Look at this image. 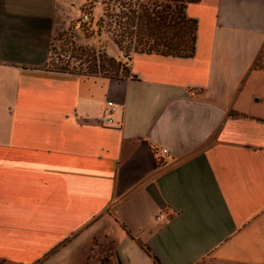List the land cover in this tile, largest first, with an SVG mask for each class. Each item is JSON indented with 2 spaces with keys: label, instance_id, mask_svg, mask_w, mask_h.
Listing matches in <instances>:
<instances>
[{
  "label": "crops",
  "instance_id": "1",
  "mask_svg": "<svg viewBox=\"0 0 264 264\" xmlns=\"http://www.w3.org/2000/svg\"><path fill=\"white\" fill-rule=\"evenodd\" d=\"M89 1L0 0V260L264 264V0L189 1L192 57L48 68Z\"/></svg>",
  "mask_w": 264,
  "mask_h": 264
},
{
  "label": "rangeland",
  "instance_id": "2",
  "mask_svg": "<svg viewBox=\"0 0 264 264\" xmlns=\"http://www.w3.org/2000/svg\"><path fill=\"white\" fill-rule=\"evenodd\" d=\"M168 5L171 3L167 0H90L81 7L69 29L54 37L47 67L92 76L127 77L128 70H123L125 59L121 65L117 63L120 49L115 43L116 37L124 29H134L128 20L132 11L152 12ZM84 14L89 15L88 22L83 21ZM152 43L144 39L140 47L147 48ZM129 46L125 44V50H121L125 58L136 53ZM0 264L12 263L0 260Z\"/></svg>",
  "mask_w": 264,
  "mask_h": 264
},
{
  "label": "trees",
  "instance_id": "3",
  "mask_svg": "<svg viewBox=\"0 0 264 264\" xmlns=\"http://www.w3.org/2000/svg\"><path fill=\"white\" fill-rule=\"evenodd\" d=\"M167 1L171 5L158 7L152 12L146 9L132 11L128 20L134 29H124L121 35L115 39L120 50H125V44H128L130 45L128 48H132L136 53L155 52L166 56H194L198 20L188 16L186 12L187 3L191 0ZM144 39L147 42H153L150 47H140V45L143 46L142 40ZM134 41L136 45H134ZM117 63L121 65L122 61L119 60ZM127 68L125 65L123 66V70H128L129 75Z\"/></svg>",
  "mask_w": 264,
  "mask_h": 264
},
{
  "label": "built area",
  "instance_id": "4",
  "mask_svg": "<svg viewBox=\"0 0 264 264\" xmlns=\"http://www.w3.org/2000/svg\"><path fill=\"white\" fill-rule=\"evenodd\" d=\"M90 17L87 14L83 15V21H89ZM94 27V25H92ZM118 105L113 99H108L103 107L101 120L104 126L110 127L115 125V114L117 112ZM168 149L163 148L162 153L167 154ZM161 220V217H158Z\"/></svg>",
  "mask_w": 264,
  "mask_h": 264
}]
</instances>
